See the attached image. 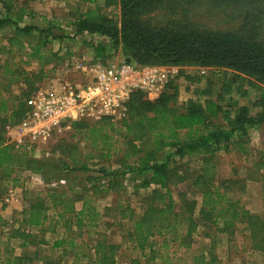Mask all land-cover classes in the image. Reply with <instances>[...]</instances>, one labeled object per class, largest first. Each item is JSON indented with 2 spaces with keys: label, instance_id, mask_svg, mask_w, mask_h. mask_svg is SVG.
<instances>
[{
  "label": "trees",
  "instance_id": "trees-1",
  "mask_svg": "<svg viewBox=\"0 0 264 264\" xmlns=\"http://www.w3.org/2000/svg\"><path fill=\"white\" fill-rule=\"evenodd\" d=\"M102 1L99 5L98 0H79L73 18L47 21L45 29L32 24L20 27L22 17L27 14L25 10H20L15 20L9 14L0 18V29L13 28L6 45L1 44L0 39V56L12 54L16 45L23 51L27 47L21 39L37 33L38 41L30 45L26 61L18 63L41 61L45 47L53 40L61 42L69 38L53 33L64 25L71 30L72 39L85 35L100 39L91 46L94 54L91 62L105 64L109 53L120 50L123 61L135 67H197L226 71L231 81L246 82L255 89L256 95L249 106H237L234 102L223 106L210 99L202 103L188 100L178 104L176 80L179 75L171 77L155 99H147L142 93L133 94L126 103V116L119 120L104 117L97 121L72 122L69 129L63 131L65 136H60L62 132L44 145L42 153L51 154L52 158L34 160L28 149L16 150L6 144V128L25 117L29 97L21 101L10 95L3 81L9 82L16 70L13 69L14 61H3L0 63V76L3 77L0 80V179H8L15 170L37 174L44 181L52 180L57 173L60 176L63 170L86 171L85 166L76 167L75 161L71 167L65 162L70 151L77 147L69 141L81 139L93 153L88 157L102 162L118 157L120 166L111 171L103 168L101 173L108 179L107 188L100 191L98 185H93L91 190L100 193L117 190L122 187L119 179L127 175L133 182L135 178L141 179L140 183L132 182V189L142 193L138 213L136 208L123 206L119 201L100 213L92 204L90 189L74 191L72 199L53 191L47 194L49 202L32 201L23 211L20 227L7 239H20L21 246H26L30 234L25 235V229L42 228L47 222L72 224L80 235L67 237L62 234L53 241L51 251L71 252L68 264H117L116 254L121 246L107 241L105 234L96 236V230L102 218L113 220L119 216L126 217L130 224L125 242L127 249L136 252L131 264L184 262V253L179 255L178 251L183 247L190 249L199 222L214 228V239L222 235L234 236L239 228L251 240L252 249L264 254V218L251 213L234 198L231 191L241 185L238 180L219 179L214 172V159L218 154L232 150L246 152L249 132L264 126V0ZM107 8L117 11L109 16L104 13ZM201 8L208 16L220 14L210 20L215 21L223 15L237 21L238 25L219 29L216 24H200L195 12ZM5 10L9 12L11 7L6 5ZM28 42L27 45L32 43ZM180 75H184L183 71ZM36 90L37 87L31 94ZM185 158L196 159L199 169L191 174L186 164L177 165ZM187 181L198 194L199 205L186 194H179L176 209L178 203L170 194V186ZM2 185L0 198L4 191ZM149 187H153L152 190L145 192ZM76 202L80 203L78 209ZM196 210L198 220L194 219ZM81 237H89L91 254L85 253L76 241ZM214 245L213 240L208 249V262L201 256L192 260V264H215V255L211 252ZM0 259L2 264H27L28 261L26 255H15L14 248L7 249Z\"/></svg>",
  "mask_w": 264,
  "mask_h": 264
},
{
  "label": "rangeland",
  "instance_id": "rangeland-1",
  "mask_svg": "<svg viewBox=\"0 0 264 264\" xmlns=\"http://www.w3.org/2000/svg\"><path fill=\"white\" fill-rule=\"evenodd\" d=\"M78 2L79 0H0V18H4L9 14L15 20L20 10H25L27 14L24 13L26 15L22 17V22L19 23L20 27L32 24L39 29H45L48 26L47 21H61L63 17L70 18L76 15ZM98 3L102 5L103 1L98 0ZM6 5L11 7L9 12L5 10ZM116 11V9L107 8L104 13L111 16ZM195 13L197 22L203 25L216 24V28L219 29H224L230 25L237 27L238 25L237 21H232L223 15L215 21L210 20L211 17L220 16V14L205 15V9L203 8ZM70 31L64 25L61 26L60 31H53L57 36L62 35L69 38L61 42L53 40L45 47L41 61L31 60L28 64L18 63L19 60L22 62L26 61V54L30 52V45L36 44V41H38L37 33H34L32 37L21 39L24 42V46L27 47L23 51H20L19 46L16 45L12 48V54L0 56L1 64L5 60H9L11 63L14 61L13 69L16 70L15 75L11 77L9 82L3 81L4 86L7 84L11 96L25 101L36 87L37 89L46 90L51 84L62 83L68 77L69 79H75L77 75L73 73L72 67L76 62L91 63V61H94L91 46L100 39L87 35L72 39V32ZM12 35L13 28L5 27L0 29L1 44L6 45V39ZM30 40L32 43L30 42L27 45ZM123 58L124 56L120 50H114L109 53L107 62H120L123 61ZM180 71H183L184 75H180ZM213 71L197 67L177 68L172 75V79L179 75L176 80L178 84V104L188 100L202 103L205 99H210L223 106L232 102L236 103L237 106L250 105L256 95L254 88L244 81H231L229 72ZM21 73L24 74L21 75ZM2 79L3 77L0 76L1 81ZM5 94L8 96L7 93ZM60 136H65V133L63 132ZM78 140L69 141L70 143H76L77 147L70 151V159L69 157L65 158V162L71 167L72 161H75L77 163L76 167L85 166L86 171L66 172V170H63L60 176L57 173L52 180L44 181L37 174L15 170L10 173L8 179H0V185L3 184L4 188L0 198V257L4 256L7 249L14 248L15 255H26L28 257L27 264H68L71 261V252L66 250L51 251V245L62 234L67 237H71L74 234L80 235L72 224L65 226L63 222L57 225L47 222L42 228L25 229L24 234H30L26 246H21L22 241L20 239L8 240L7 236L18 230L23 211L29 207L32 201L38 199L49 202L48 193L57 191L65 195L66 198L72 199L74 191L77 190L90 189L93 185H98L100 191L107 188L108 179L103 177L101 170L103 168L107 171L118 169L120 167L117 163L118 157H113L103 162L93 158V156L88 157L89 153H93L89 149L87 142L81 139L80 141ZM247 142V151L244 153L232 150L218 154L214 159V172L219 179L238 180L241 185L235 186L231 191L234 198L238 199L240 205L251 211V213L264 218V126L259 130L250 131ZM29 155L34 160L52 158L51 154H44L40 151H30ZM55 157L57 158V155ZM181 164H186L190 169V173L200 167L196 159L188 160V158H185L178 161L177 165L182 166ZM128 177L126 175L123 179H119L122 187L120 186L117 190L113 189L100 193L99 190L94 192L90 189L89 194L93 198L92 204L100 213H103L106 207H111L115 204L114 202L118 201L123 206H129L131 209L136 208V213H138L137 206L142 193H140L141 191L135 192L132 189L133 181L128 180ZM94 178L97 179L93 180ZM140 181V178H135L133 184L140 183ZM190 187L188 181L170 186V194L178 203L176 204V209L179 206V194H186L188 199L195 200L199 205V196ZM239 187H241V190L237 191L240 189ZM152 188H146L144 191L149 193ZM8 197H11V199L6 202L5 199ZM75 207L78 209L80 203L76 202ZM196 207L198 208L197 205ZM48 213L51 212L48 211ZM194 219H199L197 210L194 212ZM128 229H130V224L127 218L118 216V218L113 220L102 218L100 226L96 230V236L105 234L107 241L121 246V250L116 254L117 264H131L132 258L136 256V252L126 247L125 235ZM214 236V228L199 222L195 235L190 241V249L187 250L183 247L178 251L179 255L184 253L185 261L177 264H192V260H196L201 256H204V262H208V249L213 240L215 245L211 252L215 255V264H264V254L252 249L251 240L239 228H237L234 236L222 235L218 236L217 239H214ZM76 241L85 250V253L89 252L91 254L89 237H81V239ZM1 260L0 264H2ZM153 264L160 263L153 262Z\"/></svg>",
  "mask_w": 264,
  "mask_h": 264
},
{
  "label": "built area",
  "instance_id": "built-area-1",
  "mask_svg": "<svg viewBox=\"0 0 264 264\" xmlns=\"http://www.w3.org/2000/svg\"><path fill=\"white\" fill-rule=\"evenodd\" d=\"M72 68L75 79L67 75L62 83L37 89L26 100L25 117L7 128L6 144L16 150L43 152L44 145L72 122L123 118L133 94L157 98L176 71L175 67H135L124 61L76 62Z\"/></svg>",
  "mask_w": 264,
  "mask_h": 264
},
{
  "label": "crops",
  "instance_id": "crops-1",
  "mask_svg": "<svg viewBox=\"0 0 264 264\" xmlns=\"http://www.w3.org/2000/svg\"><path fill=\"white\" fill-rule=\"evenodd\" d=\"M175 69H177V67H175Z\"/></svg>",
  "mask_w": 264,
  "mask_h": 264
}]
</instances>
